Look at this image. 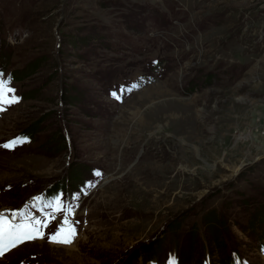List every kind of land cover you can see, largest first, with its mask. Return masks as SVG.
Listing matches in <instances>:
<instances>
[{"label": "rangeland", "instance_id": "1", "mask_svg": "<svg viewBox=\"0 0 264 264\" xmlns=\"http://www.w3.org/2000/svg\"><path fill=\"white\" fill-rule=\"evenodd\" d=\"M0 45L19 98L0 145L28 140L0 147V211L43 220L34 198L58 194L76 231L49 242L58 214L2 264H119L149 242L159 264H264V0H0Z\"/></svg>", "mask_w": 264, "mask_h": 264}, {"label": "snow or ice", "instance_id": "2", "mask_svg": "<svg viewBox=\"0 0 264 264\" xmlns=\"http://www.w3.org/2000/svg\"><path fill=\"white\" fill-rule=\"evenodd\" d=\"M11 83L10 76L6 78L5 74L0 73V113L5 112L7 108L19 102V98L15 95V89L11 87ZM133 87L137 86L134 85ZM112 95L119 99L116 93H112ZM27 142L26 137H18L0 145V147L14 150L17 145ZM97 175H100V173L98 172ZM34 201L35 203L31 205V208H35L41 212L44 211L45 207L51 209L43 220L32 215L29 208L0 211V258L4 257L6 252L13 250L25 242L45 239L47 235L45 230L49 228L52 221L61 213H67V215L64 216L63 223L48 237L49 242L66 246H70L73 243L76 231L68 219L72 215V208H66L63 199L59 196L54 200L47 201L46 204L43 196L35 197ZM169 264H177L175 257L170 259ZM234 264H241V262L237 258Z\"/></svg>", "mask_w": 264, "mask_h": 264}, {"label": "trees", "instance_id": "3", "mask_svg": "<svg viewBox=\"0 0 264 264\" xmlns=\"http://www.w3.org/2000/svg\"><path fill=\"white\" fill-rule=\"evenodd\" d=\"M215 216H216L215 213H211V216L209 218H206L205 221H204V223H207L208 226H211L212 225V221L214 222V220H215ZM176 220H172L171 219L170 224L177 223L178 221H176ZM220 237H221L220 235L219 236H215V237H213V239L217 243L218 241L220 242ZM143 244H141L139 246H143L144 248H147V249H150L151 246H152V243L151 242H149V243H143ZM135 251H137V250H134V253H131L130 256H134L135 255Z\"/></svg>", "mask_w": 264, "mask_h": 264}, {"label": "bare ground", "instance_id": "4", "mask_svg": "<svg viewBox=\"0 0 264 264\" xmlns=\"http://www.w3.org/2000/svg\"><path fill=\"white\" fill-rule=\"evenodd\" d=\"M160 91V90H159ZM161 92V91H160ZM165 94V93H164ZM50 249H53V248H50ZM63 249H65V248H61V249H59V250H57L58 252H60L61 250H63ZM150 264V263H149Z\"/></svg>", "mask_w": 264, "mask_h": 264}]
</instances>
